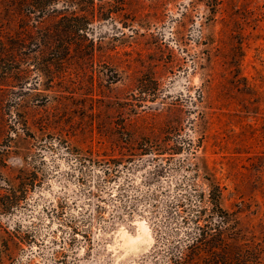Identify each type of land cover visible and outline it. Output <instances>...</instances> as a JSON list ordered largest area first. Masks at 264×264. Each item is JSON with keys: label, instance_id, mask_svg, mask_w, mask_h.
<instances>
[{"label": "rangeland", "instance_id": "374dc122", "mask_svg": "<svg viewBox=\"0 0 264 264\" xmlns=\"http://www.w3.org/2000/svg\"><path fill=\"white\" fill-rule=\"evenodd\" d=\"M26 13L0 0V195L20 201L0 209L8 264H158L169 199L208 174L264 251V0Z\"/></svg>", "mask_w": 264, "mask_h": 264}, {"label": "trees", "instance_id": "16d2710c", "mask_svg": "<svg viewBox=\"0 0 264 264\" xmlns=\"http://www.w3.org/2000/svg\"><path fill=\"white\" fill-rule=\"evenodd\" d=\"M54 1L20 0V3L26 15L34 13L41 17ZM1 50L0 44V53ZM203 179L204 188L197 186L193 176L178 183V192L169 199L163 218L158 220L161 241L150 251V258H155L158 264H263L261 246L243 239L236 218L221 206L220 184L210 174ZM7 192L0 195L3 212L14 209L20 202ZM74 232L75 228H70L71 239ZM14 249L8 244L0 249V264H8L6 253Z\"/></svg>", "mask_w": 264, "mask_h": 264}]
</instances>
